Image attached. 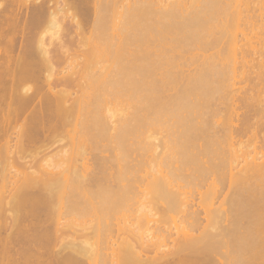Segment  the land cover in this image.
Masks as SVG:
<instances>
[{
  "label": "bare ground",
  "instance_id": "6f19581e",
  "mask_svg": "<svg viewBox=\"0 0 264 264\" xmlns=\"http://www.w3.org/2000/svg\"><path fill=\"white\" fill-rule=\"evenodd\" d=\"M0 264H264V0H0Z\"/></svg>",
  "mask_w": 264,
  "mask_h": 264
},
{
  "label": "rangeland",
  "instance_id": "374dc122",
  "mask_svg": "<svg viewBox=\"0 0 264 264\" xmlns=\"http://www.w3.org/2000/svg\"><path fill=\"white\" fill-rule=\"evenodd\" d=\"M74 52H75L74 49H69V51H68V53L71 54V55H73ZM245 140H246L245 148L255 144L254 141H248L247 142V139H245ZM39 151L40 150H33L32 152H28V153H25V154H20V153L17 154L18 158L16 160V164L15 165L20 167L21 164L24 163V162L35 161L37 158H39L41 156ZM14 171H15V169H14Z\"/></svg>",
  "mask_w": 264,
  "mask_h": 264
}]
</instances>
